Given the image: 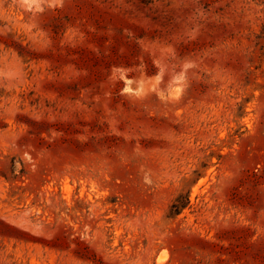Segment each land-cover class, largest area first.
I'll return each instance as SVG.
<instances>
[{"label": "rangeland", "instance_id": "1", "mask_svg": "<svg viewBox=\"0 0 264 264\" xmlns=\"http://www.w3.org/2000/svg\"><path fill=\"white\" fill-rule=\"evenodd\" d=\"M159 261L264 264V0H0V264Z\"/></svg>", "mask_w": 264, "mask_h": 264}, {"label": "clouds", "instance_id": "2", "mask_svg": "<svg viewBox=\"0 0 264 264\" xmlns=\"http://www.w3.org/2000/svg\"><path fill=\"white\" fill-rule=\"evenodd\" d=\"M18 2L27 8H31L34 4H38V0H18ZM190 65H186V67H189Z\"/></svg>", "mask_w": 264, "mask_h": 264}, {"label": "bare ground", "instance_id": "3", "mask_svg": "<svg viewBox=\"0 0 264 264\" xmlns=\"http://www.w3.org/2000/svg\"><path fill=\"white\" fill-rule=\"evenodd\" d=\"M196 189H197V187L194 188V191H196ZM68 192H69V191H68ZM164 251H166V250H164ZM162 252H163V251H162ZM161 254H163V253H161ZM164 254H165V253H164ZM164 254H163V255H164ZM159 255H160V254H159ZM163 255L161 256V260L164 261L165 259H164ZM166 256H167V255H166ZM162 258H163V259H162ZM165 258H166V257H165ZM158 260H160V259L158 258ZM161 260H160V261H161ZM160 261H159V263H160ZM161 262H162V261H161ZM160 264H161V263H160Z\"/></svg>", "mask_w": 264, "mask_h": 264}, {"label": "trees", "instance_id": "4", "mask_svg": "<svg viewBox=\"0 0 264 264\" xmlns=\"http://www.w3.org/2000/svg\"><path fill=\"white\" fill-rule=\"evenodd\" d=\"M176 212H178V209H177V211Z\"/></svg>", "mask_w": 264, "mask_h": 264}]
</instances>
